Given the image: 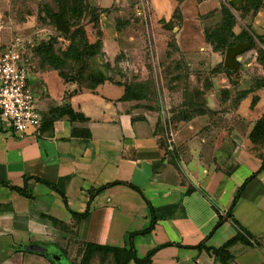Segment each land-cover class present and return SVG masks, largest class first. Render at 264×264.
<instances>
[{"label": "crops", "instance_id": "1", "mask_svg": "<svg viewBox=\"0 0 264 264\" xmlns=\"http://www.w3.org/2000/svg\"><path fill=\"white\" fill-rule=\"evenodd\" d=\"M93 1L90 5L106 10L100 18L101 52L113 64L118 53L126 52L122 49L125 28L132 23L139 25L130 14L127 18L121 15L141 0ZM226 1L147 0L143 36L151 43L152 62L162 67L159 57L164 52L170 56L167 42L173 39L178 60L202 82L206 77L210 81L207 105L217 112L212 118L200 116L174 126L171 144L168 141L172 156L164 153L154 135L158 113L144 102L119 101L123 87L104 82L93 91L78 90L52 69L28 68V86L42 122L39 129L17 136L0 118V182L6 184L0 183V264H52L35 250L38 246L64 250L66 257L72 245L76 252L78 243L127 248L128 235L149 226L147 203L153 209L154 227L131 239L139 259L155 250L147 264H221L212 254L194 247L222 246L236 234L232 219L258 244H234L227 264H264V169L259 171L264 147L253 149L248 139L255 121L264 113V70L256 62L255 51L245 50L238 57V68L230 69L237 70L236 74H208L220 62L223 66L224 55L211 51L203 28L218 22L217 11ZM176 6L181 26L167 31L161 22L171 20ZM211 12L216 13L200 20ZM128 18L132 20L118 31L116 20ZM245 25L253 34L263 35L264 7L255 14L249 10L233 28L234 33ZM141 33L136 30L128 37V45L135 47L128 52L144 61L147 50L145 42L143 46L140 42ZM168 34L170 39L158 47V38L163 41ZM140 79L136 77L137 82ZM230 81L236 83L235 90ZM224 89L229 96L221 102ZM237 91L249 93L231 106ZM65 105L87 120L71 122L64 116L50 123L48 111ZM72 129H86L90 138L72 137ZM252 174L255 176L228 217L239 187ZM108 184L114 185L97 192L90 201V192ZM89 202L88 214L74 218L73 214L87 210ZM219 217L222 221L214 230Z\"/></svg>", "mask_w": 264, "mask_h": 264}, {"label": "trees", "instance_id": "2", "mask_svg": "<svg viewBox=\"0 0 264 264\" xmlns=\"http://www.w3.org/2000/svg\"><path fill=\"white\" fill-rule=\"evenodd\" d=\"M60 4L57 12H48L49 18L51 22H54V18L57 15H60L68 27H73L71 22V17L78 19L82 14L88 12L92 19V25L94 30L95 42L89 43L85 32L82 29H75L72 34L68 37L61 36L63 39L67 40L68 45L64 50H55L54 49V38H51L48 41H42L39 45L34 49V53L38 56L41 63L46 64L49 68L57 72L58 76L65 82L71 83L77 86L78 83L76 78H72L70 74H66L63 72V66L66 62H71L73 65H77L85 59V56H92L98 52H101L102 48V31L100 26V18L103 13H106L105 9H98L89 4L88 0H57ZM178 3L182 0H176ZM264 7L263 0H242V7L240 10H237L232 6L231 1L224 2L221 5L220 9L217 11L220 18L218 22L213 23L210 26H206L203 28V37L205 43L210 47L211 51L214 53H219L224 55L225 50L229 47H233L236 44H248L247 51L254 50L256 53V62L262 67L264 70V34L257 36L252 33L250 26L245 25L242 27L238 33H234L233 28L240 21L244 20V16L248 13L249 10H252V13L255 14L258 10ZM216 12H211L205 16L200 17L201 21H204L211 16H213ZM72 18V19H73ZM132 19L128 18L126 20H116L115 26L118 31H120L123 27L127 25ZM134 21H138V18H134ZM162 23V27H164L167 31H171L174 27H180L182 23L181 15L178 6L174 8L172 18L168 23ZM167 47L171 50V52H178L177 46L173 39L167 42ZM102 53V52H101ZM168 56L169 53L167 52ZM182 68H186L189 71L188 66L182 61L178 60V62L174 63L171 67L172 70H175L173 75L171 76V81L180 80L181 77H185L186 75L179 76L180 74L177 72L182 70ZM167 71V70H165ZM217 72H224L225 74L233 73L236 74L237 70H230L222 66V62H220L214 69L209 72V75L216 74ZM164 73V72H163ZM169 75L165 73V76ZM97 78L94 79V83L86 88V90L93 91L98 85L104 82H110L116 86L123 87V94L120 97L119 101H135V102H144L147 99V96L144 92V85L142 83H147L148 80L144 82H137L136 77L132 76L130 78H126L127 81L121 80L120 82H115L110 78L105 77L103 74H97ZM203 84H205L202 88L205 94L202 97H199L197 101L191 97L189 92H186L183 95V100L181 103L182 109L186 108V110H180L176 112H170L169 118L167 122L162 121L161 118H158L156 127L154 130V135L158 138V143L160 148L169 156L173 155V149L168 142V135L166 131L167 123L168 124H181V123H189L193 119L200 116H207L208 118H212L216 115V111L211 110L207 105L206 100V92L210 89L211 83L208 78H204ZM230 85L235 90L236 83L234 81H230ZM80 90V89H78ZM249 93V91H237L235 92L234 98L232 99L231 106H236L239 101H241L245 96ZM229 96V91L224 89L221 91V102H224ZM255 99V98H254ZM253 99V100H254ZM255 101V100H254ZM253 102V101H252ZM147 107V106H145ZM149 107V106H148ZM190 108V109H188ZM50 115L48 117L49 122L51 123L52 119L58 117H68L71 122H85L87 119L80 113H76L70 108L69 105H65L64 107L52 108L48 111ZM42 122V118H41ZM72 137H81L82 139H89L90 133L84 130H71ZM248 139L250 143L253 145V149L264 147V113L261 115L259 119H257L248 135ZM264 169V157H262V163L259 168V171ZM255 174H252L248 179L244 181V183L239 187L234 200L232 202L231 208L227 212V216H231V210L237 203L240 194L246 184L251 180ZM40 181V180H38ZM45 185L51 187L47 182L41 181ZM1 184H4L0 182ZM115 184V183H114ZM108 184L94 192H90V201L93 196L101 191L102 189L114 185ZM6 185V184H4ZM132 189H136L133 186L129 185ZM14 189V188H12ZM16 189V188H15ZM137 190V189H136ZM21 191V190H20ZM23 192V191H22ZM26 195V193H23ZM148 208L150 210L151 219L149 226L141 231L134 232L128 235L129 245L127 248H117L110 246H103L93 243H78L76 248V257L75 261L68 260L66 257V253L64 250H57L56 256L59 258V261L54 260L51 256L43 254L52 264H128L129 262L134 263H144L147 264L150 262L151 256L155 250L148 252V254L143 258L139 259L136 256L134 247L132 245L131 239L135 235H144L152 231L155 224V216L153 213L152 207L147 203ZM90 207V202L88 203L87 210L83 214H73L74 218H83L88 214ZM51 222L58 227H63L62 224L57 222L54 219L48 218ZM222 219L219 217L214 230L219 227ZM232 223L236 228V234L227 240L222 246L219 248H209L204 246V244H199L195 246L196 249H203L207 253L212 254L214 257L218 259L221 264H227L231 259L232 255L229 252V249L236 243H243L250 245L251 241H253L256 245L258 244L255 238H253L244 228H242L234 219H232ZM213 230V231H214ZM64 260V263H63Z\"/></svg>", "mask_w": 264, "mask_h": 264}, {"label": "rangeland", "instance_id": "3", "mask_svg": "<svg viewBox=\"0 0 264 264\" xmlns=\"http://www.w3.org/2000/svg\"><path fill=\"white\" fill-rule=\"evenodd\" d=\"M133 1L134 0H132V2ZM88 2L89 4H92L94 1L88 0ZM138 3H136V5ZM59 6L60 4L57 0H0V39L4 42L10 40L12 37L19 36L29 41L31 45L27 47L25 55L29 71L49 68L46 64L41 63L38 56L34 53V49L42 41H48L51 38H54V49L64 50L67 47L68 42L61 36L68 37L75 29H82L85 32L88 42H95L92 19L88 12L82 14L78 19L71 17L73 27H68L69 32L66 35L58 33L55 30L54 22L50 21L48 12H57ZM135 6L134 4L130 5L124 11V14L121 15L122 18H127L129 14L132 18H138L139 25H137V27L132 23L123 31L125 40L122 41V49H125L126 52L123 53L121 51L118 53L115 63L109 64L103 54L98 52L92 56H85V59L77 65H73L71 62H66L63 66V72L70 74L72 78L77 79L78 89H86L92 85L94 79L98 77L97 74L99 73L115 82H120L121 80L127 81L126 78H130L133 75L140 79L141 73H145V75L143 74V79H140L141 82L148 80L147 83H142L144 85L145 95L147 96L144 104L152 107V109L158 113L161 120L167 122L170 112H176L182 109L181 103L183 95L186 92H189L194 101H197L199 97H202V95L205 94L204 90H202L205 84H203L202 78H200L199 75L193 74L186 68H182V70L177 72V74H180V77L184 74L186 75L185 77H181L180 80L171 81V76L173 73H176L171 67L174 63L178 62V58L174 54L175 52L171 53L168 57L165 56V52L161 54L159 61L160 64L162 63V67H158L155 62H152V58H154L155 55L153 52H151L150 55L149 44L151 45V43H148V41L144 39V28L147 23V17L146 20L137 17L134 13ZM111 11H114V9ZM106 19L108 22H113L112 18L108 19L107 17ZM210 22L211 21H209V23ZM136 30L142 31V35L139 34V36L142 37L144 35L140 41L141 44L145 42L143 44L146 45L145 50L147 51L144 61L135 55H130V52H128L135 47L129 46L127 39L132 32L134 33ZM165 38L166 39L163 41L158 38V47L165 45L170 39V34ZM138 47L139 46H137V48ZM219 58L221 57L219 56ZM165 73H168L169 75L165 76ZM34 108L39 112L35 99ZM182 110H186V108ZM174 126L176 125L167 123V134L165 135H168L167 140L170 144V131L174 129ZM72 246L74 247V245ZM38 247H36L35 250L39 249V251L45 255L51 256V253L54 255L58 253L49 247ZM73 247L68 250L67 258L69 257L72 261H75L77 257L75 248ZM95 264H97V262Z\"/></svg>", "mask_w": 264, "mask_h": 264}, {"label": "built area", "instance_id": "4", "mask_svg": "<svg viewBox=\"0 0 264 264\" xmlns=\"http://www.w3.org/2000/svg\"><path fill=\"white\" fill-rule=\"evenodd\" d=\"M146 6L147 0L135 6L137 17H146ZM29 45L28 40L19 36L4 42L0 39V118L8 122L17 136L41 126V116L34 108V96L28 86L25 55Z\"/></svg>", "mask_w": 264, "mask_h": 264}, {"label": "water", "instance_id": "5", "mask_svg": "<svg viewBox=\"0 0 264 264\" xmlns=\"http://www.w3.org/2000/svg\"><path fill=\"white\" fill-rule=\"evenodd\" d=\"M231 4L237 10H240L242 7V0H231ZM55 30L63 35H66L69 32L68 26L63 21L60 15H57L54 18ZM248 48V44H236L233 47H229L225 50L223 58V66L229 69H237L238 57ZM52 258L56 261H59V258L56 255H51Z\"/></svg>", "mask_w": 264, "mask_h": 264}]
</instances>
